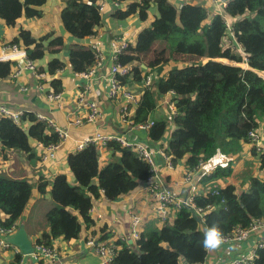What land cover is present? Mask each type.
<instances>
[{
    "label": "trees",
    "instance_id": "16d2710c",
    "mask_svg": "<svg viewBox=\"0 0 264 264\" xmlns=\"http://www.w3.org/2000/svg\"><path fill=\"white\" fill-rule=\"evenodd\" d=\"M60 1L59 22L73 39L72 44H66L63 36L53 32L36 37L26 28L18 29V35L10 42L22 48L34 62L46 54L67 51L66 63L52 58L45 67L38 66V72L45 77L39 81L47 85V91H62V80L56 74L65 66L72 73H82L94 64L93 51L84 40L96 36L107 17L125 20L136 16L139 22H145L153 5L155 13L149 26L139 30L134 43L118 57V62L131 66L129 76L120 78L131 91H135L133 83H142L146 76L158 77L143 91L129 116L134 124L153 121L147 130V141L157 145L169 132L166 144L160 148L170 157L173 166L185 159L189 173L218 152L236 154L241 144H249L248 133L262 126L264 144V73H257L264 71V0H226L223 13L229 29L222 15L211 13L197 3L202 0H193L179 8L167 0H112L124 7H111L107 12H100L97 0ZM45 3L46 0H0V20L5 27L12 28L20 18H41L40 8ZM223 39L228 41L227 45ZM158 42L166 43L170 53L207 61L176 65L175 60L161 56L145 60L138 56ZM217 59L245 64L248 68ZM15 67V61H0V79L8 78ZM169 92H173L170 101L175 113L164 116L158 111L157 103ZM29 140H34L36 145H31ZM59 141L57 132L45 121L38 120L33 112H24L19 125L7 116H0V157L3 159L4 152L13 149L24 153L29 161L37 160L40 157L37 143L46 147ZM99 148L90 144L67 154L71 182L64 172L51 180L40 175L35 185L25 178L1 173L0 213L4 217H0V227H18L33 189L41 196L49 190L52 206L45 213L47 231L35 239V245L51 247L58 238L70 241L83 228L94 226L90 210L95 200L104 197L114 201L131 193L139 184H147L150 167L135 151L109 141L104 149L112 159L101 166ZM249 152L256 157L261 173L264 152L258 153L252 146ZM228 166L218 165L208 175L198 177L200 184L209 187L202 193L191 194L200 221L194 219L188 207H172L174 211L165 221L158 219V226L154 223L142 226L132 244L112 239L117 249L109 264L203 263L208 249L201 245V226L218 222L226 236L236 228H247L255 219L264 220V175H246L239 186L230 182L223 186L215 184L232 176L231 164ZM98 233L101 235L96 242L111 241L105 225L99 227ZM16 262L17 258L10 264ZM251 264H264V247L255 249Z\"/></svg>",
    "mask_w": 264,
    "mask_h": 264
},
{
    "label": "crops",
    "instance_id": "0c3cea01",
    "mask_svg": "<svg viewBox=\"0 0 264 264\" xmlns=\"http://www.w3.org/2000/svg\"><path fill=\"white\" fill-rule=\"evenodd\" d=\"M106 1L97 0L98 6L101 2L105 3L103 12H107L111 7H124L123 4H119L117 2L114 3L112 0ZM167 1L175 8H178L179 6L192 2L193 0ZM197 3L206 6L211 13L216 11V4L213 0H202ZM61 6L62 3L60 0H46V3L40 8L43 13L41 18H20L18 19L17 24L12 28L5 27L0 20V49L2 46L9 44L11 40L18 35V29L20 28L29 29L36 37L44 35L45 33L53 32L55 35L63 36L66 44H72L73 39L63 31L61 23L59 22V11ZM150 13L154 16L155 11L153 5L150 8L149 17ZM47 15L52 16L54 21H48L46 17ZM141 23L142 22H139L136 16H132L125 20H115L112 17H107L103 26L98 28L97 35L84 40L85 45H89L93 39H97L102 42V66L98 68L96 73L89 78H84L81 74L72 73L68 68V65L65 66L66 68L64 70H61L56 74V76L62 80L63 86L62 91L59 92L61 94V99L59 101L49 102L46 99L45 92L47 91V85L43 82L40 83L39 79L34 78L30 71H23L16 80H10L9 78L0 79V104L16 111L27 110L29 112H33L34 114H42L46 118L53 120L55 125L66 129L69 134V138H67V140L57 149L55 161L43 163L39 157L41 150L38 149V146L37 149L39 154L37 153L36 146L35 150L39 159L37 158V160L34 159L33 161H29L26 159V155L22 154L20 162L22 172L19 173L14 172L11 154H8L5 151V159L0 157V173L5 172L9 176L15 174L18 176L17 178H25L32 185H35L36 179L40 175L45 177L47 180H51L57 173L64 172L68 175V179L71 182L73 178L68 171L66 163L67 154L74 151L75 140L81 139L83 136L90 135L95 131H99L102 134L123 135L128 140L132 139L144 144H150V142L146 139V130H130L128 126L121 123L118 102L111 101L107 98L108 87L106 84V76L111 65L109 41L112 39L126 38L129 44H133L136 37L133 36L132 29L136 27L141 28ZM157 45L161 48L168 49L166 43L159 44L158 42L152 46L149 51L140 53L138 56L140 58L152 56V54L156 53L154 49ZM52 58H58L66 63L68 60L67 51L64 50L59 54H46L43 59L35 62V64L37 68L38 66L45 67L46 63ZM257 73H264V71H257ZM262 78L264 79V77ZM41 79L44 80L45 77ZM39 84L45 87V91H42L41 89L38 90ZM21 85H26L28 90L25 92L20 91L19 86ZM84 85H89L90 93L87 95V98L94 99L97 102L101 111V117L97 120L96 124H84L81 126L70 125L69 114L74 115L76 112L83 115L86 112V109L77 102V93ZM133 85L134 86L132 88H134L135 92H138L139 88L137 83H133ZM170 99L171 94L166 93L157 103L158 111L164 116L171 115L166 106V103ZM27 126L28 124L25 128ZM261 129H263V126ZM169 134L170 133L167 132L159 144H150L149 146L152 149L161 150L160 147L163 144H166ZM29 142L31 145H36L34 140H29ZM249 148V144L243 143L241 144L240 151L236 154H223L220 158H214L209 162L202 164L198 172L192 174V180L189 185H185L181 182L182 177L187 170L185 167V159H181L172 169H169L166 166V162L163 157L159 154H155L154 164L164 184L173 190L177 198L185 199L193 193H202L206 190V184H200L198 182V177L200 175L209 174L213 171L215 166L229 161L233 162L237 159L234 163L238 168H240L243 162L251 160L252 155L249 152ZM98 151L101 166H104L111 161L112 157H110V152L106 151L104 147L99 148ZM257 165L258 163L256 162L253 169H255ZM261 174L264 175L263 172H261ZM222 182L227 184L231 181L230 179H225ZM215 184L222 186L220 185V182ZM235 184L239 186V183ZM142 186L143 184H139L138 187L131 193L114 201H108L104 199V197L95 200L91 208V216L95 221L93 227L90 229L83 228L76 239L64 241L61 238H58L52 242V248L56 250L58 257L54 264H100L99 257L94 252L92 247L86 245V241L90 238H93L94 241H96V239H98L101 235V233H98L99 227L105 225L106 232H110L111 234L109 240L125 238V241L127 240V242H129L131 214H137L142 218L140 225L141 228L146 223H154L158 226L159 220L155 217V214L152 211L153 200L145 192V189ZM238 190L243 189L238 188ZM51 206L52 202L49 190L41 196L34 188L32 196L24 209L21 219L24 222V227L28 237L34 243L35 239L39 238L42 232L47 231L45 213ZM171 210L172 211L170 213L174 211L173 208ZM98 215L100 216L99 218ZM0 217L3 218L4 215L1 213ZM261 240H264V230L258 234H251L245 240L240 242L221 244L216 250H208V255L204 262L206 264H225L233 259H238L239 257L249 253L254 248L255 243ZM129 243L132 244L131 242ZM16 258L17 264H49L45 263L41 259H37L33 254L21 255L14 247H10L8 249H2L0 247V264H10Z\"/></svg>",
    "mask_w": 264,
    "mask_h": 264
},
{
    "label": "built area",
    "instance_id": "2783aa9c",
    "mask_svg": "<svg viewBox=\"0 0 264 264\" xmlns=\"http://www.w3.org/2000/svg\"><path fill=\"white\" fill-rule=\"evenodd\" d=\"M216 4V11L225 18L226 25L229 29V21L225 17L223 11L226 7L225 0H213ZM115 3V2H114ZM212 3L213 5H215ZM180 7V6H179ZM178 7V8H179ZM105 8V3L101 2L99 5L100 12H103ZM130 44L128 43L126 38L112 39L109 41V48L111 54V65L108 69V73L106 76V84H107V98L111 101L118 102L119 104V117L122 124L129 127L130 130L133 129H142L148 130L152 125L153 121L149 120L144 124H134L133 121L129 118L132 113V109L138 102L140 96L143 91L149 89L152 83L157 80L158 77L150 74L146 76L139 86V91H131L128 86L122 84L120 82V78L128 77L131 72L130 65H123L118 62V57L121 53L126 52ZM90 49L93 51L94 55V64L87 70L81 74L84 78H89L94 75L98 68L102 66L103 62V54H102V42L93 39V41L89 44ZM21 59L23 61V65L21 66L17 60ZM15 61L16 67L14 71L8 76L10 80H16L23 71H30L32 76L36 79L44 78V74L38 72L37 66L34 61L28 59L26 54L22 48H20L17 44L9 43L1 47L0 49V61ZM76 74V73H75ZM1 81V80H0ZM20 91L25 92L28 90L26 85L19 86ZM45 91V87L41 84L38 85V90ZM46 99L51 101H59L61 99L60 93H55L52 91H46ZM90 93L89 85H84L79 92L77 93V102L86 109V112L83 115L78 113H74V115L69 114V124L75 126H81L84 124H96L97 120L101 117V111L97 102L94 99H88L87 95ZM171 96L173 92H169ZM167 110L171 115L175 113V108L173 102L170 100L166 103ZM24 112H29L27 110H14L11 108H7L6 106L0 104V116H7L11 118V120L15 124H20V119ZM36 118L41 121H45L49 126L53 128L60 139L59 143L51 144L49 146H42L40 143H37L38 148L41 150L40 160L43 163L52 162L56 160V151L63 144L67 138H69V134L66 129L61 128L55 125L53 120L46 118L42 114H35ZM24 126V125H23ZM249 145L254 147L258 153L264 152V144L262 141V131L261 129H255L248 133ZM114 141L118 143L121 147L131 149L135 151L141 158H143L150 167V176L147 179V184L142 186L145 189V192L151 197L153 200L152 203V211L155 214V217L160 221H165L169 217V213L172 207L180 208L181 206L189 207L194 210V204L192 203L191 195L185 199H179L175 196L172 189L167 187L163 180L161 179L160 174L156 170L154 164V155L159 154L163 157L166 162V166L169 169H172L174 166L170 160V157L167 156L164 151L161 149H152L148 148L145 144L137 141H130L125 138V136L120 135H111V134H102L99 131H95L90 135L83 136L81 139L74 141V150H81L90 144H94L98 147H105L107 142ZM198 168L194 172L189 173L185 171L181 182L185 185H189L192 180V174L197 173L200 169ZM264 173V170H262ZM209 189L207 186L206 190ZM91 212V210H90ZM100 216L98 215V218ZM142 218L137 214L130 215V231H129V241L131 243L137 239L139 231L141 229V220ZM16 230V227L12 225L9 228H1L0 227V247L2 249H8L10 246L6 242V238L11 236ZM264 230V220L263 219H255L251 222V224L245 228L240 229L236 228L231 234L223 236L222 244L232 243V242H240L245 240L249 235L260 233ZM120 241H125V238L115 239ZM86 245L92 247L94 252L97 254L100 260V264H109L115 255L117 245L114 241H102L96 242L93 238H90L86 241ZM35 252L33 255L37 259L43 260L45 263L54 264L57 260V252L55 249L51 247H47L44 245H34ZM264 247V240L258 241L255 243L254 248L244 256L239 257L238 259H233L225 264H251L253 261V257L255 254L256 248ZM17 250V249H16ZM17 264V263H16ZM64 264V263H62ZM194 264H206L203 263H194Z\"/></svg>",
    "mask_w": 264,
    "mask_h": 264
},
{
    "label": "rangeland",
    "instance_id": "374dc122",
    "mask_svg": "<svg viewBox=\"0 0 264 264\" xmlns=\"http://www.w3.org/2000/svg\"><path fill=\"white\" fill-rule=\"evenodd\" d=\"M106 1V0H105ZM107 2V1H106ZM214 8V7H213ZM47 17V19H48V21H54V19H53V17L52 16H46ZM57 17H58V11H57ZM57 17H56V19H57ZM152 17H153V15L150 13V17H149V19L146 21V22H142L141 23V28L142 27H146V26H149V24H150V21H151V19H152ZM50 28V27H49ZM141 28H139V27H136V28H133L132 29V33H133V36L134 37H136V35H137V33L139 32V30L141 29ZM161 43H163V42H159V44H161ZM223 43L225 44V45H227V43H228V41L226 40V39H223ZM154 51H156V53L155 54H152V56H145L144 58H141V59H143V60H145V59H147V58H150V57H157V56H161V57H165V58H169V59H172V60H175V62H176V65H181V64H184L185 62L187 63L188 61H193V60H195V61H198L199 63H205L206 61H207V59H203V58H196V57H189V56H180V55H178V54H174V53H170L169 52V50L168 49H164V48H161V47H159L158 45L155 47V50ZM59 54V53H58ZM149 54V53H148ZM61 55V54H60ZM61 58V57H60ZM217 61H220V62H223V63H225V64H229V65H240L242 68H245L244 67V65L245 64H237V63H235V62H232V61H229V60H226V59H224V60H222V59H217ZM137 86H138V88H139V86H140V84H137ZM137 88V89H138ZM6 152L8 153V154H11V159H12V161H13V166H14V172L15 173H19V172H22V169H21V166H20V162H21V155L22 154H24V153H22V152H20V151H17V150H13V149H9V150H6ZM221 156H223V153L222 152H218V153H216V155L212 158V159H214V158H220ZM27 159V158H26ZM211 160V159H210ZM235 161H237V159L236 160H234L233 162H226V163H222L221 164V166H223V167H230V166H228V164L230 163L231 164V168H232V170H233V174H232V176H230V177H228L227 179H230V183H233V184H235V183H240V181H242V179L244 178V177H246V175H255V176H259V174L260 175H262L261 173H260V171H259V169H258V165H257V167L255 168V169H253L254 168V166H255V164H256V162H257V159H256V157H254V156H252L251 157V160H248L247 162H243L242 163V166L240 167V168H238L236 165H235ZM209 162V161H208ZM206 163V162H205ZM216 167V166H215ZM214 167V168H215ZM5 173V172H4ZM5 174H7V173H5ZM5 174H3V175H5ZM0 175H2L1 173H0ZM205 175H208V174H205ZM263 176V175H262ZM11 177H14V178H17L18 176L17 175H15V174H12V176ZM226 179V178H225ZM220 185H226V183L225 182H222V181H220ZM1 214V213H0Z\"/></svg>",
    "mask_w": 264,
    "mask_h": 264
},
{
    "label": "water",
    "instance_id": "95a60500",
    "mask_svg": "<svg viewBox=\"0 0 264 264\" xmlns=\"http://www.w3.org/2000/svg\"><path fill=\"white\" fill-rule=\"evenodd\" d=\"M17 62L21 66L23 65V61L21 59L17 60ZM190 210L194 219L200 221L201 218L197 215V213L193 209ZM6 242L10 246L16 248L21 255H30L35 252L34 242L28 237L22 220L19 222L16 231L11 236L6 238Z\"/></svg>",
    "mask_w": 264,
    "mask_h": 264
},
{
    "label": "clouds",
    "instance_id": "9594fccd",
    "mask_svg": "<svg viewBox=\"0 0 264 264\" xmlns=\"http://www.w3.org/2000/svg\"><path fill=\"white\" fill-rule=\"evenodd\" d=\"M245 68H247V67H245ZM16 229H17V227H16ZM200 231L203 235V239L201 241V245L203 248L208 249V250H216L220 247V245L223 242V231H222V228L220 227V224L218 222L214 221L211 226H206V225L201 226ZM34 245H35V243H34Z\"/></svg>",
    "mask_w": 264,
    "mask_h": 264
},
{
    "label": "flooded vegetation",
    "instance_id": "af4514ba",
    "mask_svg": "<svg viewBox=\"0 0 264 264\" xmlns=\"http://www.w3.org/2000/svg\"><path fill=\"white\" fill-rule=\"evenodd\" d=\"M189 208V207H188Z\"/></svg>",
    "mask_w": 264,
    "mask_h": 264
}]
</instances>
